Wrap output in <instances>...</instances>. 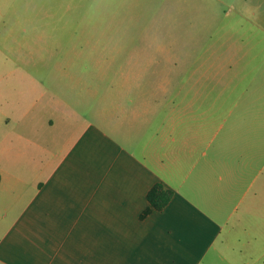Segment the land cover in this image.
Segmentation results:
<instances>
[{
  "label": "rangeland",
  "instance_id": "374dc122",
  "mask_svg": "<svg viewBox=\"0 0 264 264\" xmlns=\"http://www.w3.org/2000/svg\"><path fill=\"white\" fill-rule=\"evenodd\" d=\"M201 88L264 117V0H0V261L132 264L117 168Z\"/></svg>",
  "mask_w": 264,
  "mask_h": 264
},
{
  "label": "crops",
  "instance_id": "0c3cea01",
  "mask_svg": "<svg viewBox=\"0 0 264 264\" xmlns=\"http://www.w3.org/2000/svg\"><path fill=\"white\" fill-rule=\"evenodd\" d=\"M160 1L97 0L110 13ZM202 90L179 107L164 104L165 116L149 120L153 165L132 157L130 172L117 168L115 188L135 217L132 264H264V117L252 102H235L228 116H215L219 102L198 100ZM157 182L172 196L141 218ZM120 215L124 219L125 211Z\"/></svg>",
  "mask_w": 264,
  "mask_h": 264
},
{
  "label": "trees",
  "instance_id": "16d2710c",
  "mask_svg": "<svg viewBox=\"0 0 264 264\" xmlns=\"http://www.w3.org/2000/svg\"><path fill=\"white\" fill-rule=\"evenodd\" d=\"M172 193V190L166 188L162 182L155 183L146 194L149 205L141 212L140 217L146 216L152 209H163L169 202Z\"/></svg>",
  "mask_w": 264,
  "mask_h": 264
}]
</instances>
